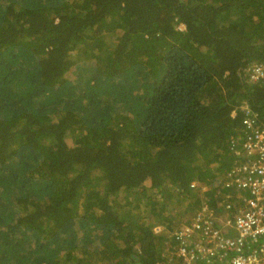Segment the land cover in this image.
Returning <instances> with one entry per match:
<instances>
[{
	"label": "trees",
	"instance_id": "obj_1",
	"mask_svg": "<svg viewBox=\"0 0 264 264\" xmlns=\"http://www.w3.org/2000/svg\"><path fill=\"white\" fill-rule=\"evenodd\" d=\"M256 62L264 0H0V264H165L173 199L215 206L264 110Z\"/></svg>",
	"mask_w": 264,
	"mask_h": 264
},
{
	"label": "built area",
	"instance_id": "obj_2",
	"mask_svg": "<svg viewBox=\"0 0 264 264\" xmlns=\"http://www.w3.org/2000/svg\"><path fill=\"white\" fill-rule=\"evenodd\" d=\"M244 73L251 82L264 83V63L251 64ZM242 109L241 128L229 142L234 163L221 179L222 197L215 206L204 199L170 233L176 244L166 248L165 264H264V110L247 103ZM208 190L204 185L201 194Z\"/></svg>",
	"mask_w": 264,
	"mask_h": 264
},
{
	"label": "rangeland",
	"instance_id": "obj_3",
	"mask_svg": "<svg viewBox=\"0 0 264 264\" xmlns=\"http://www.w3.org/2000/svg\"><path fill=\"white\" fill-rule=\"evenodd\" d=\"M81 55H80V57L78 58L77 61H78L79 66H82V70L85 71L87 69V71H90L91 69H93L95 67L94 59H88V58L85 59L86 55L83 56L84 55L83 53ZM82 70H80V71L82 72ZM80 71L78 70V73ZM81 72L79 73V75H82V74L86 73V72H82V73ZM78 73L73 75L72 77L73 78L79 77ZM212 191L213 192L215 191V185L213 186ZM124 194L125 193L120 195L121 201L126 200L127 198L132 199V196H130V194H126V195H124ZM206 196H208V195H206ZM157 199L159 201H165V195L158 196ZM173 201H175V200L173 199ZM173 201H172V204H171L172 208H170L169 213H172V215L174 214V218L172 220V223L176 224L177 226H179L181 223H183L185 221V219H187L192 214V211H190L191 209L187 208L189 206V204L186 203L187 200L181 201V202L178 200L175 203ZM128 202L130 203V201H128ZM123 203H126V202H123ZM142 208L143 207H141V209ZM137 211H139V210H137ZM139 216L142 218L141 221H143L146 218H148L143 211L139 213ZM177 226H175V227H177ZM170 231L171 230H166L167 236L170 234Z\"/></svg>",
	"mask_w": 264,
	"mask_h": 264
},
{
	"label": "crops",
	"instance_id": "obj_4",
	"mask_svg": "<svg viewBox=\"0 0 264 264\" xmlns=\"http://www.w3.org/2000/svg\"><path fill=\"white\" fill-rule=\"evenodd\" d=\"M190 216H191V215H190ZM181 224H182V223H181ZM181 224H180V225H181ZM180 225H179V226H180ZM179 226H177V227H179ZM177 227H176V228H177Z\"/></svg>",
	"mask_w": 264,
	"mask_h": 264
}]
</instances>
